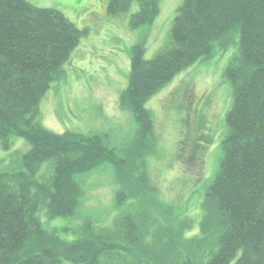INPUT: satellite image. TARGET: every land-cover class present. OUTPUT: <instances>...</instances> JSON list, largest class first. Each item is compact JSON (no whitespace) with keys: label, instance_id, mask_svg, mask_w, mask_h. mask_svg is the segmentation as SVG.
Here are the masks:
<instances>
[{"label":"trees","instance_id":"obj_1","mask_svg":"<svg viewBox=\"0 0 264 264\" xmlns=\"http://www.w3.org/2000/svg\"><path fill=\"white\" fill-rule=\"evenodd\" d=\"M135 1L139 11L130 16V27L152 24L160 0H109L108 13L126 14ZM234 31L239 52L226 70L232 106L219 168L203 202L200 235L169 252H153L158 249L145 248L144 218L129 213L116 223L123 244L91 224L65 242L44 228L39 213L46 208L49 218L73 217L82 197L75 177L115 164L102 137L55 134L39 121L42 97L63 78L64 65L88 30L27 0H0V144L8 150L19 137L31 146L21 171L0 175V264H101L103 256L113 264H147L143 256L130 257L134 247L156 254L146 257L152 264H264V0H185L168 46L151 60L143 45L132 49L121 104L147 137L153 120L146 102L177 74L212 56ZM47 161H53V175L38 179Z\"/></svg>","mask_w":264,"mask_h":264},{"label":"rangeland","instance_id":"obj_2","mask_svg":"<svg viewBox=\"0 0 264 264\" xmlns=\"http://www.w3.org/2000/svg\"><path fill=\"white\" fill-rule=\"evenodd\" d=\"M27 1L56 10L88 30L64 65L63 78L42 97L40 123L59 135L100 136L115 156V164L107 162L75 177L82 197L73 217L49 218L47 209L41 210L44 228L73 242L91 224L123 244L116 223L135 213L145 220V248L158 249L153 252L166 253L178 242L198 237L205 194L222 158L225 118L233 99L226 70L239 52V32L216 44L212 56L177 74L146 102L153 126L144 138L132 111L121 104L130 81L132 49L143 45L145 59L151 60L168 46L185 0H160L153 23L138 29L129 25L130 16L139 11L137 1L120 16L108 13L109 0ZM30 149L19 137L11 139L8 150L0 144V175L21 171L22 156ZM53 168V161L45 162L38 179L51 177ZM136 256L152 264L146 257L157 255L134 247L130 257ZM114 262L107 256L101 259V264Z\"/></svg>","mask_w":264,"mask_h":264}]
</instances>
